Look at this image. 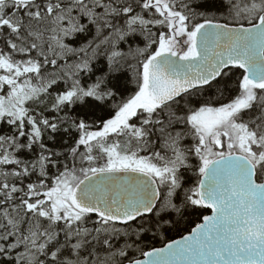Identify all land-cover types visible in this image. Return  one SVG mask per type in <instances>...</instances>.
Wrapping results in <instances>:
<instances>
[{"label": "snow or ice", "instance_id": "obj_1", "mask_svg": "<svg viewBox=\"0 0 264 264\" xmlns=\"http://www.w3.org/2000/svg\"><path fill=\"white\" fill-rule=\"evenodd\" d=\"M0 264H264V0H0Z\"/></svg>", "mask_w": 264, "mask_h": 264}]
</instances>
